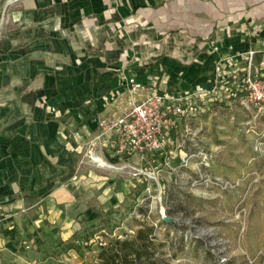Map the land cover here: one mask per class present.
<instances>
[{
  "label": "crops",
  "instance_id": "0c3cea01",
  "mask_svg": "<svg viewBox=\"0 0 264 264\" xmlns=\"http://www.w3.org/2000/svg\"><path fill=\"white\" fill-rule=\"evenodd\" d=\"M7 1L0 264H42L56 241L68 250L73 200L129 199L130 157L99 137L110 96L128 80L171 92L208 86L219 60L264 50V0Z\"/></svg>",
  "mask_w": 264,
  "mask_h": 264
},
{
  "label": "rangeland",
  "instance_id": "374dc122",
  "mask_svg": "<svg viewBox=\"0 0 264 264\" xmlns=\"http://www.w3.org/2000/svg\"><path fill=\"white\" fill-rule=\"evenodd\" d=\"M225 66L235 83L226 94L198 101L163 152L130 160L128 200L72 201L65 246L76 247L61 253L56 241L42 264L118 261L116 242L147 227L143 264H264V50ZM244 96L251 100L242 104Z\"/></svg>",
  "mask_w": 264,
  "mask_h": 264
},
{
  "label": "built area",
  "instance_id": "2783aa9c",
  "mask_svg": "<svg viewBox=\"0 0 264 264\" xmlns=\"http://www.w3.org/2000/svg\"><path fill=\"white\" fill-rule=\"evenodd\" d=\"M252 55L253 52H249L250 59ZM225 60L216 63L208 86H196L187 91H158L133 80L125 81L123 90L113 93L108 99L105 115L99 122V137L118 158L128 156L130 160L134 157L147 160L151 155L163 152L169 141L168 132L188 114H195L196 109H200L198 101L206 98L212 101L211 95L220 91L226 94L228 83L235 84L233 79L227 80L231 69L225 66ZM243 76L247 77L245 72ZM246 79L251 86L250 79ZM235 90L241 92L243 89L237 87ZM248 100L251 97L244 96L240 101L245 104ZM193 156L192 153L186 157L185 166ZM89 159L98 166L119 169L114 164H106L99 156L90 154ZM128 168L130 170V165ZM133 170L141 173L137 168Z\"/></svg>",
  "mask_w": 264,
  "mask_h": 264
},
{
  "label": "trees",
  "instance_id": "16d2710c",
  "mask_svg": "<svg viewBox=\"0 0 264 264\" xmlns=\"http://www.w3.org/2000/svg\"><path fill=\"white\" fill-rule=\"evenodd\" d=\"M153 228L147 227L137 231L133 240L117 241L119 249L115 254V261L112 257H106L101 264H143L141 258L147 255V243L151 242L153 237ZM76 247L75 245L66 246V249ZM64 248V249H65Z\"/></svg>",
  "mask_w": 264,
  "mask_h": 264
},
{
  "label": "water",
  "instance_id": "95a60500",
  "mask_svg": "<svg viewBox=\"0 0 264 264\" xmlns=\"http://www.w3.org/2000/svg\"><path fill=\"white\" fill-rule=\"evenodd\" d=\"M11 1H7L6 4H5V8L7 7V5L10 3ZM166 222H168L169 220L168 219H165Z\"/></svg>",
  "mask_w": 264,
  "mask_h": 264
},
{
  "label": "bare ground",
  "instance_id": "6f19581e",
  "mask_svg": "<svg viewBox=\"0 0 264 264\" xmlns=\"http://www.w3.org/2000/svg\"><path fill=\"white\" fill-rule=\"evenodd\" d=\"M101 164V163H100ZM103 165V164H102Z\"/></svg>",
  "mask_w": 264,
  "mask_h": 264
}]
</instances>
